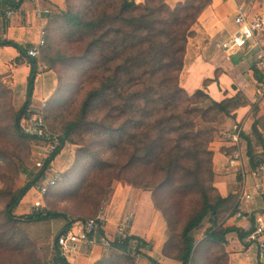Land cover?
<instances>
[{"label":"trees","instance_id":"trees-1","mask_svg":"<svg viewBox=\"0 0 264 264\" xmlns=\"http://www.w3.org/2000/svg\"><path fill=\"white\" fill-rule=\"evenodd\" d=\"M91 1L97 15L84 20L78 15L67 13L65 21L80 33H91L88 51H96L90 64L92 71H109L104 67L116 62L111 73L96 80V84L85 94L79 110L80 122L94 114L95 119L89 125L98 129L100 143L104 142L108 148L123 154L126 158L125 168L144 165L151 173L160 176L161 180L153 192L169 185L175 199L191 193L198 195L199 208L185 221L179 234L180 251L175 260L180 264H192L195 251L193 231L204 221L208 224L203 236L205 244L225 247L227 235L231 233L239 241L245 240L252 226L244 231L235 226L223 225L227 217L238 211L236 196L229 194L222 197L215 188L209 144L217 132L214 125L219 118H233L234 112L239 107L247 106L248 101L243 94L237 93L232 98L217 102L201 89L187 95L178 82L186 43L194 34L192 27L202 11L210 5V0H185L177 3L174 8L168 7L164 0H146L144 4H136L134 0H119L116 6L115 2L107 3V0ZM23 2L0 0L1 35L10 22L4 18L3 11L7 7L17 11ZM98 6H104L105 10L109 7L114 11H97ZM0 47H11L20 57L28 60L25 99L14 116L12 128L26 139L38 140L22 131L34 91L37 60L26 56L30 45L22 46L0 36ZM255 71L260 79V72ZM205 101L209 102L206 107H198ZM105 107L113 109L112 112L101 118L96 116L97 111ZM117 119L120 124L112 125L111 122ZM71 132L68 130V133L59 137L60 145L44 160L39 172L10 196L4 208L7 220L39 223L56 218L67 219L62 213L38 210L17 217L13 210L43 177ZM240 138L244 143V157L248 167L251 170L258 168L264 162V139L256 124L252 125L250 135L240 134ZM257 146L260 152L255 150ZM135 186L132 185V188ZM211 193H214V198ZM152 202L156 209L155 200L152 199ZM68 225L69 221L61 230ZM130 240L135 242L137 250L147 247L144 240L136 236H130L119 243L115 241L112 247L121 252L129 251ZM55 251L51 264H69L59 256L56 248ZM227 257L228 254L223 252L224 264H227ZM148 259L154 264H160ZM218 260L214 263L219 264Z\"/></svg>","mask_w":264,"mask_h":264},{"label":"rangeland","instance_id":"rangeland-1","mask_svg":"<svg viewBox=\"0 0 264 264\" xmlns=\"http://www.w3.org/2000/svg\"><path fill=\"white\" fill-rule=\"evenodd\" d=\"M38 1V8L46 11L41 13L43 21L36 19L43 27L45 39L36 58L37 75L29 108L32 114L42 111L43 124L51 135L60 137L65 132L68 133V130L72 132L65 139L59 155L38 181L40 184L50 177L57 176L56 185L43 195L33 187L37 192L34 197L40 195L41 202L36 207H30L26 213L18 215L13 210V214L18 217L38 210L62 213L67 219L25 223L9 221L5 217L4 208L10 196L39 172L49 155V149L46 142L26 139L13 130L14 116L24 103L29 66L26 57H19L23 62L21 63L17 58L8 59L7 55L0 51V264H51L56 252L55 238L61 228L70 220L95 217L102 208L107 207L114 186L117 185H136L135 187L139 188H133L151 194L161 220L168 224L169 239L159 255L153 252L152 245L148 243L147 247L121 253L111 249L106 253L108 255L102 264H154L148 257L154 260L160 258L161 254L176 259L180 251L181 228L199 208L198 195L191 193L186 197L177 196L175 199L169 185L153 192V188L161 180L160 176L151 173L144 165L136 164L125 168L126 158L123 154L108 148L104 142L100 143L98 129L89 125L95 119L94 114L87 116L86 121L80 122L79 110L85 94L96 84V80L111 73L116 61L104 67L109 71H92L90 64L96 56V51H88L91 33H80L65 21L67 13L78 15L84 20H90L97 15L91 0ZM118 1L107 0V3L115 2L116 6ZM134 1L136 4H144L146 0L141 3ZM164 1L166 3V0ZM166 5L170 8L175 6L167 3ZM31 7L29 4L30 13ZM35 9L36 6L32 11ZM102 10H105L104 6H98L97 11ZM21 11L24 15L13 16L9 23L14 21L20 27H30L27 10ZM105 11L113 13L114 9L108 7ZM30 23L32 24V20ZM0 36L2 37L1 34ZM36 41H32L30 45ZM230 61L234 63L235 60ZM208 104L209 102L205 101L198 107L204 108ZM112 110L102 108L97 111L96 116L101 118ZM106 122L108 123V119ZM111 124L119 125L120 120L112 121ZM218 136L217 131L212 141ZM254 143L256 144L255 141ZM257 147L256 151L259 149ZM211 196L214 198V193H211ZM223 222L225 224L226 220ZM144 224L145 222L141 223ZM207 227L208 224L204 221L193 231L195 251L192 264H215L217 259L219 264H224L223 252H226V247L203 243ZM229 236L230 234L227 235ZM252 244L256 245L254 242ZM151 253L153 257L150 256Z\"/></svg>","mask_w":264,"mask_h":264},{"label":"crops","instance_id":"crops-1","mask_svg":"<svg viewBox=\"0 0 264 264\" xmlns=\"http://www.w3.org/2000/svg\"><path fill=\"white\" fill-rule=\"evenodd\" d=\"M137 1L141 3L143 0ZM184 1L166 0V3L174 6ZM37 2L39 1L24 0L21 8L14 14V16L24 15L21 9L27 10L28 26H31L20 27L13 21L9 23L2 38L22 46L30 45L32 41L38 40L39 31L43 27L37 20L43 21L44 18L36 17L32 11L34 6H39ZM29 4L32 5L31 13L28 12ZM240 4L244 6L249 18L260 14L264 15V0H210V5L202 11L197 23L192 27L194 34L187 40L183 67L178 80L180 87L187 94L201 89L212 100L218 102L241 93L248 101L247 106L239 107L234 112L233 118L223 117L214 125L219 136L209 144V149L212 152L215 188L222 197L229 194L236 196L238 211L227 217L226 225H224L226 227L235 226L247 231L251 226L253 227L255 214L264 209V175H258V177L251 175V169L244 157V144L240 138V134L250 135L252 124L255 123L264 139V98L255 97V87L259 79L254 67V56L258 50L251 45L241 50L232 51L222 50L219 47L220 42L236 31L234 13L236 6ZM31 17L34 18L31 19ZM30 20H32V24ZM256 39V43L264 50V32L258 34ZM0 51L5 53L8 59L17 58L23 63L15 49L0 47ZM231 59L235 60L234 63H231ZM1 64L2 59L0 58V67ZM27 71L28 76L29 69ZM20 84L23 83L20 82ZM252 108H256V110H252ZM236 130H239V135L234 138L233 132ZM237 149L240 153V166H230L228 164L229 156ZM257 152H260V148ZM244 190L250 192V200L241 197ZM35 191L34 188H31L14 208L18 215L26 213L30 207H36L41 202L40 195L34 197V194L37 193ZM100 212L105 219L103 231L106 234H113L117 223L126 214L132 212L134 221L130 229L131 236L139 237L147 245L150 243L153 252L157 255L167 242L166 224L154 208L149 192L140 191L128 185L114 186L109 204ZM144 222L145 224L141 225ZM225 247L228 254L227 264H264V261L258 257L257 246L246 239L239 241L234 233L226 238ZM111 249L121 253L115 248ZM110 250L106 251L97 244L82 246L77 254L67 262L69 264H102L108 255L106 253ZM154 260L160 264H180L175 259L162 254L160 258H154Z\"/></svg>","mask_w":264,"mask_h":264},{"label":"built area","instance_id":"built-area-1","mask_svg":"<svg viewBox=\"0 0 264 264\" xmlns=\"http://www.w3.org/2000/svg\"><path fill=\"white\" fill-rule=\"evenodd\" d=\"M35 1L36 0H31ZM16 10L7 7L3 11V16L6 19H11ZM41 11L38 6L34 11L36 17H41ZM234 24L236 31L228 38L219 43L222 50H241L248 45L256 47L258 52L255 55L254 67L260 72L261 78L256 83L255 97L258 99L264 98V50L256 43V36L264 32V15H257L249 18L242 4L237 5L234 13ZM45 32L43 28L39 31V38L26 50L28 58L36 59L41 48L44 45ZM28 117L22 124L24 134L37 138L39 141L46 142L49 154L60 145L58 136L51 135L43 124L42 111L32 114L30 108L27 109ZM239 135V130L233 132V137ZM228 164L230 166H240V153L238 150L231 152ZM251 175L258 177L264 175V162L256 169L251 170ZM57 181V176L50 177L46 181L36 184L34 187L38 193L45 194L49 188H52ZM243 189V188H242ZM241 197L245 200L251 199V194L248 190L241 193ZM105 219L101 212H98L95 217L79 218L69 221L67 228L61 230L55 238V248L60 257L66 261L74 257L80 247L86 245H99L104 250H110L115 241L118 243L130 238V229L133 223V213L126 214L116 225L113 234H106L103 231ZM246 240L251 243H256L258 249V257L264 261V209L258 211L253 219V229L247 236ZM129 249L136 250V244L133 240L129 241Z\"/></svg>","mask_w":264,"mask_h":264}]
</instances>
